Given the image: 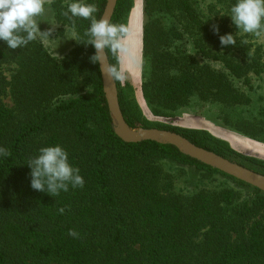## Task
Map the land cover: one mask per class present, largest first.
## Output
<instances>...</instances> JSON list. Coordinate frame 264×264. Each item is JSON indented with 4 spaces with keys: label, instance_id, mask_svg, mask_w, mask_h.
<instances>
[{
    "label": "trees",
    "instance_id": "obj_1",
    "mask_svg": "<svg viewBox=\"0 0 264 264\" xmlns=\"http://www.w3.org/2000/svg\"><path fill=\"white\" fill-rule=\"evenodd\" d=\"M50 1L60 34H75L67 55L54 57L38 39L15 50L0 41V146L9 153L0 157V264H264V192L172 145L122 141L114 131L99 66L90 61L95 50L83 44L90 20L75 18L73 28L63 14L66 0ZM86 2L96 5L95 16L101 19L107 0ZM235 2L146 0L143 56L152 66L151 84L145 85L149 103L177 109V103H189L182 94L198 86L201 96L229 107L251 102L246 92L250 74L264 76L263 46L248 42L255 35L240 32L236 45L222 47L212 30L218 25L220 35L235 36L238 29L227 17ZM131 6V0H118L111 23L123 24ZM161 15L172 18L155 34L154 16L160 22ZM179 36L221 68L190 65L166 51L167 40ZM107 56L119 70V57ZM10 62L18 68L9 82L2 67ZM116 83L127 124L152 128L122 94L119 79ZM9 84L15 109L3 103ZM252 116L228 114L224 124L264 143V108ZM159 129L264 170V160L235 151L208 131ZM55 145L67 150L85 183L52 197L31 188L27 164L40 148ZM219 177L227 183H208ZM70 230L78 235L69 236Z\"/></svg>",
    "mask_w": 264,
    "mask_h": 264
},
{
    "label": "rangeland",
    "instance_id": "obj_2",
    "mask_svg": "<svg viewBox=\"0 0 264 264\" xmlns=\"http://www.w3.org/2000/svg\"><path fill=\"white\" fill-rule=\"evenodd\" d=\"M131 1V10L126 15L123 22L129 29V37L126 41L128 51L121 53L119 56V71L123 73L124 77L123 79H119V89L122 94L127 97L131 105L138 108L142 119L152 125L153 129L158 130H163L159 128L166 126L188 130L208 131L216 138L227 142L235 151L245 156L264 160V143L251 140L224 124V119L228 114L232 118L237 117L240 113L252 118L254 113L258 114V111L264 108V76L253 73L250 74L251 87H249L250 90L246 92L252 99L248 105H242L243 108L229 107L227 104L223 105L210 100L206 96H201L202 88L199 86L195 87L197 90L191 93L182 94V99L190 97L189 103H177V109L164 108L158 104L149 103L145 92V85L151 84L152 66L149 61L147 63L144 62L143 56L144 26L149 21L145 12L146 0ZM50 4L51 1L47 0L45 12L36 19L42 32L52 31L51 33L38 36L37 39L54 57L62 58L72 49L75 42V34L70 30H67L62 35L60 34V25L54 18V12ZM171 16L173 17V15ZM171 16L164 15L163 17L161 15L162 18L160 22L156 20L157 18L154 16L153 21L156 23L154 26L156 27L155 34L163 27L167 19L172 18ZM167 30H170V28ZM184 41L185 39H181L180 36L169 38L165 45V50L175 51L174 55L176 57L187 59L190 65L195 63L199 67L200 63L201 65H209L213 69L221 68L219 61L211 57L210 59L204 58L199 52L194 50V46L190 44L185 45ZM248 42L253 43L255 46L262 45L264 49V34L259 37L255 36ZM179 48H182V50H179ZM144 64H146L145 67ZM17 68L18 65L15 62L3 65V73L9 82L12 81V77L15 75ZM173 73H176V70H173ZM161 77L162 75L160 74L155 83H159ZM70 98L71 97L66 96L63 99L68 100ZM162 102L164 104L168 103L166 100ZM3 103L10 109L16 108V99L13 95V87L11 84L7 87V94L3 96ZM242 111H244V113ZM136 128L144 127L140 126ZM243 164L245 165L244 167L264 175V173H262L264 170L261 168L248 162H244ZM223 181L227 183L224 179L219 177V181L209 180L208 183L211 182L212 186L216 187L223 186Z\"/></svg>",
    "mask_w": 264,
    "mask_h": 264
},
{
    "label": "clouds",
    "instance_id": "obj_3",
    "mask_svg": "<svg viewBox=\"0 0 264 264\" xmlns=\"http://www.w3.org/2000/svg\"><path fill=\"white\" fill-rule=\"evenodd\" d=\"M47 0H0V41H4L9 49H22L38 36L51 33L52 30L42 32L37 17L46 10ZM67 8L64 16L72 20L75 28V18L90 20V27L85 31L87 38L84 45H91L95 52L90 57L93 64L99 66L101 73H106L111 79H123V73L105 62L107 53L111 52L117 58L121 53L128 51L126 41L129 29L124 24L111 23L108 19H97V7L86 0H66ZM232 23L238 29L235 36L231 33L220 35L218 25H213V32L219 36L222 47L237 44L238 33H249L259 37L264 34V0H236L230 7ZM77 41V40H76ZM8 150L0 146V157L7 156ZM27 166L31 169V188L52 197L69 188H82L84 178L80 169L70 162L69 153L60 145L48 146L39 149L38 155L32 157ZM62 214L63 208L59 209ZM69 236L76 237L75 230L68 232Z\"/></svg>",
    "mask_w": 264,
    "mask_h": 264
},
{
    "label": "water",
    "instance_id": "obj_4",
    "mask_svg": "<svg viewBox=\"0 0 264 264\" xmlns=\"http://www.w3.org/2000/svg\"><path fill=\"white\" fill-rule=\"evenodd\" d=\"M117 3L118 0H107V6L101 19L106 18L111 22ZM107 60L105 66L109 63L108 56ZM101 75L104 93L113 118L114 131L122 141L126 143L152 141L172 145L184 155L264 192L263 174L230 161L212 151L198 147L177 133L153 128H131L121 111L116 80L111 79L106 73H101Z\"/></svg>",
    "mask_w": 264,
    "mask_h": 264
}]
</instances>
